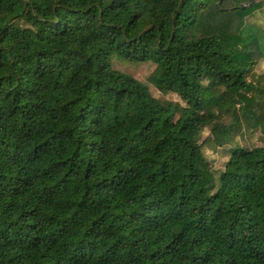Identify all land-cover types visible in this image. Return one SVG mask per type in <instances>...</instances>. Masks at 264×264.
Masks as SVG:
<instances>
[{"label": "trees", "instance_id": "trees-1", "mask_svg": "<svg viewBox=\"0 0 264 264\" xmlns=\"http://www.w3.org/2000/svg\"><path fill=\"white\" fill-rule=\"evenodd\" d=\"M262 9L0 0V264H264V144L231 148L218 181L197 165L242 124L264 136Z\"/></svg>", "mask_w": 264, "mask_h": 264}, {"label": "rangeland", "instance_id": "rangeland-1", "mask_svg": "<svg viewBox=\"0 0 264 264\" xmlns=\"http://www.w3.org/2000/svg\"><path fill=\"white\" fill-rule=\"evenodd\" d=\"M258 1V0H257ZM251 23L264 27V11L259 10L256 15L250 19ZM115 67L119 70L132 74L136 78L144 82H150L149 76L153 71L155 65L152 62H131L120 58L115 59ZM259 79L264 83V58L260 59L255 68L251 71L249 79ZM153 95L160 100H169L184 102L180 97L172 91V84L163 82L160 85L148 83ZM231 117L227 114L223 115L221 122L228 124ZM208 136H212L210 127H207L201 136V141H204ZM264 144V136L259 128H254L250 125L242 124L240 131L232 133L222 144H217L212 141H207L203 144L201 152L197 156L198 169L203 173H212L215 180L219 172L224 168L225 163L229 157L230 149L235 146L244 148H251L254 146Z\"/></svg>", "mask_w": 264, "mask_h": 264}]
</instances>
